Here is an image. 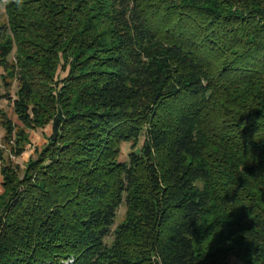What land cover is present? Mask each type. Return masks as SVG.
Segmentation results:
<instances>
[{"label": "trees", "instance_id": "trees-1", "mask_svg": "<svg viewBox=\"0 0 264 264\" xmlns=\"http://www.w3.org/2000/svg\"><path fill=\"white\" fill-rule=\"evenodd\" d=\"M1 7L0 264H264V0Z\"/></svg>", "mask_w": 264, "mask_h": 264}, {"label": "rangeland", "instance_id": "rangeland-1", "mask_svg": "<svg viewBox=\"0 0 264 264\" xmlns=\"http://www.w3.org/2000/svg\"><path fill=\"white\" fill-rule=\"evenodd\" d=\"M3 16H4V10L3 7L0 9V22L3 21ZM69 68L66 67L64 69L63 67V62L60 61V64L58 65L57 71L55 73L54 81L55 83L60 84L62 80H64L67 75H68ZM2 71L0 70V74ZM61 87V84L58 86V89ZM17 88V84L15 82L12 83L11 87V96L14 95V92ZM0 93H3V88H0ZM0 108L5 110L6 113L9 115L12 112V106L9 105L6 101H0ZM13 112L11 113V115ZM15 116V115H14ZM16 117V116H15ZM55 121L52 122L50 121L49 124H47L45 127L34 130V131H27L28 134V140L29 143L25 146L24 154L20 157H15L14 153L12 152L11 148L14 146V139H11V141L7 144L4 143L2 138L3 136H0V169L2 166H18L20 171H24L27 164L30 161L36 160L38 157L39 153L43 150L44 147L48 146L50 143V138L53 140V125ZM14 124L19 125L17 118L14 119ZM58 136V124H57V135ZM55 138V140H56ZM53 140V141H55ZM143 138L139 140V146L135 150H131V145L130 144H123L121 146V153L119 155V162L128 164V155L133 152V153H139V149L142 145ZM22 177V176H21ZM124 213H125V208L122 205V207L119 208L117 212V218L115 220V226H117L119 223L123 221L124 218ZM70 262H65L64 264H68ZM228 264H243L241 261L235 259V258H230L228 261Z\"/></svg>", "mask_w": 264, "mask_h": 264}, {"label": "crops", "instance_id": "crops-1", "mask_svg": "<svg viewBox=\"0 0 264 264\" xmlns=\"http://www.w3.org/2000/svg\"><path fill=\"white\" fill-rule=\"evenodd\" d=\"M12 112H13V108H12ZM11 112V113H12ZM11 113L8 115V117H9V119L14 123V119L16 118L15 116H14V112H13V114L11 115ZM4 135V132H3V130L0 128V136H3ZM2 181H3V179H2V177H1V175H0V194L2 193Z\"/></svg>", "mask_w": 264, "mask_h": 264}, {"label": "clouds", "instance_id": "clouds-1", "mask_svg": "<svg viewBox=\"0 0 264 264\" xmlns=\"http://www.w3.org/2000/svg\"><path fill=\"white\" fill-rule=\"evenodd\" d=\"M8 2H9V0H0V4H6ZM15 3L18 7H20L23 4V0H15ZM145 138H146V136H145Z\"/></svg>", "mask_w": 264, "mask_h": 264}, {"label": "water", "instance_id": "water-1", "mask_svg": "<svg viewBox=\"0 0 264 264\" xmlns=\"http://www.w3.org/2000/svg\"><path fill=\"white\" fill-rule=\"evenodd\" d=\"M57 124H58V122L55 121V123L53 125V140H55L56 135H57Z\"/></svg>", "mask_w": 264, "mask_h": 264}]
</instances>
